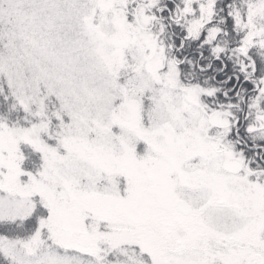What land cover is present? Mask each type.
Returning <instances> with one entry per match:
<instances>
[{
	"label": "rangeland",
	"instance_id": "374dc122",
	"mask_svg": "<svg viewBox=\"0 0 264 264\" xmlns=\"http://www.w3.org/2000/svg\"><path fill=\"white\" fill-rule=\"evenodd\" d=\"M165 9L0 0V93L29 122H0V220L29 216L37 198L52 232L48 243L0 234L11 264H264V166L235 136L247 114L264 136V104L236 118L211 108L217 87L180 77L165 20L181 11ZM247 23L264 27V0ZM22 143L39 152L33 172Z\"/></svg>",
	"mask_w": 264,
	"mask_h": 264
},
{
	"label": "trees",
	"instance_id": "16d2710c",
	"mask_svg": "<svg viewBox=\"0 0 264 264\" xmlns=\"http://www.w3.org/2000/svg\"><path fill=\"white\" fill-rule=\"evenodd\" d=\"M255 1L204 0L205 8L202 9L198 1L189 5L188 0H166L169 11L165 10L172 12L173 7H177L181 11L178 19L165 20L169 34L172 35L173 55L182 57L178 65L180 77L196 82L206 79L207 82L205 80L204 83L215 85L217 91L206 97L207 104L216 110L231 108L233 118H236L240 109L247 113L254 98L255 103L262 106L264 104V27L247 23L248 6ZM191 10L193 14L190 13ZM195 17L202 20V23L196 20L199 24L196 26V34L192 33L193 24L190 21ZM209 37L212 38L211 43L207 42ZM240 50L242 53H239ZM243 56L250 57L249 62L252 61L255 67L252 68L253 64L243 67L239 59ZM229 90L236 91L237 95L230 97L234 103L239 95H242L243 99L236 105H231L229 97H223L224 92ZM11 101V96L5 97L4 93H0V122L28 124L26 116L22 114V108L16 101L11 105ZM252 103L254 104V100L251 105ZM245 118L244 122H239L240 128L235 136L249 153L258 156L256 162L264 166V136L257 134L256 130L246 129L248 125L250 127L248 114ZM229 136L232 140L231 133ZM21 149L24 152L22 167L27 171H35L41 161L39 152L33 151L24 143L21 144ZM17 179L20 185L27 183L24 182V179H27L24 174ZM35 201L36 206L29 216L14 221L0 220V234L24 241L31 239L40 243L51 242L52 232L46 224L50 206L43 200L36 198ZM124 239L119 240L120 244L117 245L137 247L130 239ZM0 264H11L1 249Z\"/></svg>",
	"mask_w": 264,
	"mask_h": 264
},
{
	"label": "water",
	"instance_id": "95a60500",
	"mask_svg": "<svg viewBox=\"0 0 264 264\" xmlns=\"http://www.w3.org/2000/svg\"><path fill=\"white\" fill-rule=\"evenodd\" d=\"M179 209L181 210V211H184V212H186L188 209H189V206H188V204L187 203H185V202H180V204H179Z\"/></svg>",
	"mask_w": 264,
	"mask_h": 264
}]
</instances>
